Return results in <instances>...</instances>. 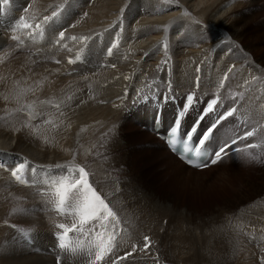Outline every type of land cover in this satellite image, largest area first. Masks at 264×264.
I'll return each instance as SVG.
<instances>
[{"label": "bare ground", "instance_id": "obj_1", "mask_svg": "<svg viewBox=\"0 0 264 264\" xmlns=\"http://www.w3.org/2000/svg\"><path fill=\"white\" fill-rule=\"evenodd\" d=\"M28 4L33 14L21 12ZM240 4V0H0V264H55L47 249L53 246L52 222L70 227L76 218L67 207L60 214L48 211L56 205L53 186L62 176L75 175L68 170L77 165L89 172L90 182L111 201L121 227L127 229L101 264H234L238 259L257 264L256 253L264 264L263 242L259 246L250 236L254 232L260 234L258 240L264 238V172L262 182L246 180L243 193L239 189L228 205L221 203L234 221L227 217L220 226L229 229L209 237L202 231V221L222 218V206L199 213L172 196L171 190L161 194L144 180L145 174L135 173L132 143L121 114L123 104L129 106L153 81L160 93L167 83L174 97H217L223 105L227 101L223 110L235 109L232 115L261 129L264 6L256 14L237 9ZM51 10H58L57 15L44 22L46 15L40 12ZM21 18L32 27H12ZM253 22L263 25L257 35L250 32ZM36 24L47 30L48 40L25 38L28 33L41 34ZM15 35L18 39H13ZM20 40L35 47H23ZM93 52L96 57L88 55ZM84 54L86 63L72 67L70 61ZM114 54L117 60L112 59ZM74 68L78 72L70 74ZM219 132L225 133L223 128ZM237 157L223 174L232 182L241 175L240 154ZM162 158L158 164L165 186L182 189L186 182L200 180L201 170L185 166L173 155ZM20 163L25 168L17 181L12 170ZM45 171L51 172L40 173ZM35 173L38 180L30 177ZM144 236L152 244L146 252L140 251ZM86 245L69 257L62 255L61 264H79L81 252L86 254L81 264H90ZM133 245L137 251L119 259Z\"/></svg>", "mask_w": 264, "mask_h": 264}, {"label": "rangeland", "instance_id": "obj_2", "mask_svg": "<svg viewBox=\"0 0 264 264\" xmlns=\"http://www.w3.org/2000/svg\"><path fill=\"white\" fill-rule=\"evenodd\" d=\"M240 2H241L240 8L237 9H240L241 11H252L256 14L259 13L264 6V0H240ZM30 10H31V5L28 4L25 8L22 9L21 12L22 13L26 12V14L28 15L33 14ZM53 10H51L50 13H48V11H41L40 13H44L46 16L50 17L52 16L50 14L52 13ZM56 12H58V10ZM250 25L252 27V31H250L251 35L252 34L257 35L259 28L263 26L261 23H257V22L250 23ZM15 37H19V36L15 35ZM11 44L7 45L6 47L8 46L11 47L10 46ZM113 57H114L112 58L113 60H117L115 58V54L113 55ZM123 66L124 64L117 65L115 71L116 72L119 71ZM154 86H158V85L156 82L152 81L150 88L147 89L146 92L144 93L141 90L139 94L134 97L133 100L140 99L144 96L147 97L149 95L151 97H160V98H163V96L165 97L173 96L171 93L173 92V90L167 88V83L161 85L160 91H163L162 93L158 92L159 90L155 89ZM151 91H154V93L150 94ZM197 98L199 99V97ZM223 103L229 104L227 101H223ZM100 105L102 104L100 103ZM223 108L225 109V107ZM144 109H148V108H144ZM121 114L125 120L123 125L124 132L125 134H127L129 141L132 143L131 156L135 159V161H133L132 170L135 173L139 172L145 174L144 180H146V182H151L155 190H160L161 194H164L171 190L172 196L175 195L174 197L180 199L183 205L193 208L195 211L199 213H203L204 211H210L212 209L216 210L217 206L220 207L222 206L221 208L224 209L223 217L217 220L202 221L201 227L203 233L204 234L207 233L209 237L214 235V233L217 231H222V229L224 231L226 229L228 230L229 226L228 227L220 226L224 224L223 221H225L227 217H230L231 219L230 221H234L232 217V213L229 212L228 208L226 210V206L229 204L227 202H230L229 201L230 199L234 200L235 193L237 190L240 189L239 193H243L245 189L244 187H246V180L253 179L255 182H262V178H260V174L264 172L263 170L264 169V152H263L264 131H262L264 126H262L261 129L258 128L257 126L255 127V125L252 126L247 124L246 126L245 131L252 129V132L254 134L252 135L251 137L252 139L250 141H252L254 145H257V147L254 148L250 147L249 149H247L248 148L247 147L245 150H241L242 152L241 151L233 152V154L226 156L224 162L219 167L217 168L209 167L207 169L201 170L202 172L199 181L186 182L187 185L185 186L187 187L182 189L178 187L172 190V188H169V185L165 186L166 177H164L165 175L162 172V165L158 164L159 159H164L162 158L164 156H170V155L172 156V154L168 150H166L163 144L160 141L156 140V138L152 134L148 133L146 130H142V128L139 126V122L140 124H145L146 121H144L141 115H139V110L137 113L133 112L130 115L123 113V110H121ZM224 135H228V133L225 131ZM230 136L231 135H228V137L226 138H229ZM239 154L242 161V163H240L239 165V169L241 170V175L235 177L234 182H232L231 181L232 177L227 178L226 175L224 176L223 174L224 172L227 171L230 163L236 161V158H238L237 156ZM237 164L238 162L235 164V166ZM222 180L224 181L222 182ZM225 199L226 201H224ZM169 200L171 201L172 197L169 198ZM222 202L223 204H227V205L225 206L221 204ZM212 228L215 230H212ZM259 235L260 234H255L254 232L250 234L251 238L253 237L252 239L254 240V242L256 243L258 242L257 244L259 246L260 244H262L261 242H263L262 245H264V238H260L258 240L257 237ZM256 255H258V258L257 257L256 258L260 260L261 255L257 253ZM85 259H86L85 252H81V256L78 260L79 264L85 261ZM257 259H256L257 264H260V261ZM243 263L246 264V262ZM243 263L238 259L234 264H243Z\"/></svg>", "mask_w": 264, "mask_h": 264}, {"label": "snow or ice", "instance_id": "obj_3", "mask_svg": "<svg viewBox=\"0 0 264 264\" xmlns=\"http://www.w3.org/2000/svg\"><path fill=\"white\" fill-rule=\"evenodd\" d=\"M57 12H53L52 16H56ZM87 15V13H85ZM50 17L45 16L44 22H47ZM20 27L25 29H30L32 25L24 22L21 18ZM36 30L42 31L41 24H36ZM64 33H60L61 39H63ZM13 39H18V37H13ZM73 39H76L73 37ZM86 39V38H85ZM111 51V49H109ZM71 62V61H70ZM59 63V61H57ZM223 87V82L220 85ZM31 91V89H28ZM7 99V97H5ZM189 101L192 97L189 96ZM217 104V100L213 99L209 105L208 110L212 111L213 106ZM31 107V105H29ZM58 107V105H57ZM235 109H232L226 113L227 116H231ZM224 117H221L223 119ZM49 122V121H46ZM210 127L205 135L199 140L198 145L194 148H189L186 144H182V151L189 152L193 151L197 154L200 152V145H203L204 142L208 139L209 135L212 132ZM253 132L249 131L246 133V136H252ZM175 129L173 130V143H175ZM187 139H190V134L186 136ZM233 144L236 143L235 140L232 141ZM225 147L222 146L218 151L214 153L215 159H212L211 163L215 164L222 158V153L226 154ZM248 147H257V145L250 144ZM191 163V159H189ZM196 167H206V162H201L194 165ZM25 168L24 163L18 164L12 170V176L17 180H22L23 170ZM69 172H74L75 175L71 176H62L58 181L54 183V195H55V204L57 211H63L66 207L72 209V215L76 218V221L72 223L70 227L65 224H59L58 228L62 231L58 235L59 248L66 251L76 252L83 248V245L79 242L73 243L69 239L70 233H79L81 235L87 236L90 239L88 245L89 251L88 255L91 258L90 264H101L105 261L115 249L117 245V238L120 236L121 231H126V228L121 227V219L117 211L113 210V207L110 206L111 201L108 200L96 187L93 186V183L89 180V172L86 171L83 166H75L73 169H69ZM116 191H119L117 189ZM240 228V225L236 226ZM151 240L149 236H144L143 247L140 248V251L146 252L151 248ZM137 251V246L133 245L131 252H127L123 257L119 259H126L128 256H131ZM113 264H117V261H113Z\"/></svg>", "mask_w": 264, "mask_h": 264}]
</instances>
